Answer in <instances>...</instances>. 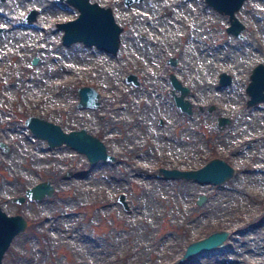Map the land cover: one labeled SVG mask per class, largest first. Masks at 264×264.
Wrapping results in <instances>:
<instances>
[{
  "label": "rangeland",
  "instance_id": "rangeland-1",
  "mask_svg": "<svg viewBox=\"0 0 264 264\" xmlns=\"http://www.w3.org/2000/svg\"><path fill=\"white\" fill-rule=\"evenodd\" d=\"M91 1L110 6L122 26L115 53L61 42L63 30L50 24L75 17L72 5L0 1V206L27 221L1 264H264V101L245 104L251 68L264 63V0L235 11L240 37L204 0ZM30 7L37 18L21 22ZM220 71L228 84L218 83ZM170 73L188 87L190 113L174 104ZM85 84L99 93L95 108L76 105ZM28 115L84 127L115 160L89 163L64 143L49 147L25 125ZM219 116L229 121L219 125ZM212 157L234 169L219 184L159 171ZM41 180L51 195L13 201ZM221 229L222 244L180 259L188 242Z\"/></svg>",
  "mask_w": 264,
  "mask_h": 264
},
{
  "label": "water",
  "instance_id": "water-1",
  "mask_svg": "<svg viewBox=\"0 0 264 264\" xmlns=\"http://www.w3.org/2000/svg\"><path fill=\"white\" fill-rule=\"evenodd\" d=\"M72 3L77 9L78 14L67 21L58 24L62 28L61 42L70 44L75 41H82L87 45H95L108 52L115 53L119 47V34L122 30L114 19L113 13L109 6H102L96 2L89 0H66ZM134 1L140 0H123L125 6H129ZM210 6L220 13H224L228 18L226 31L231 32L236 36H241L240 31L244 25L235 15V11L241 6L244 0H204ZM35 9H31L29 14L25 16V21H30L34 18ZM168 12L167 9L161 13ZM1 30V28H0ZM34 57L32 62H36ZM168 62L174 64L175 57H169ZM127 82L137 84V78L134 73H128L125 77ZM171 85L170 93L174 104L186 113L191 112V103L184 97L188 92V87L182 84L173 73L169 74ZM231 81V75L225 71L218 73V83L221 85L228 84ZM178 91V93L175 92ZM77 103L79 107L95 108L99 104V93L92 85H80L77 88ZM245 92L248 97L246 105H254L260 101H264V63L259 61L253 65L248 76V81L245 86ZM218 124L223 125L225 121H229L226 116L218 117ZM159 122H162L159 119ZM25 125L30 129L31 133L37 138L45 139L49 147H55L65 144L74 148L76 151L83 153L89 163L97 160H115V156L106 150L104 142L96 135L88 132L84 127L63 130L58 123L47 120L37 115H28L24 119ZM159 171L164 177H183L191 178L200 182H211L219 184L231 177L234 172L233 167L223 158L212 157L203 165L197 168H167L160 167ZM53 193V185L47 180H41L33 183L24 190V194L13 197V201L22 202L27 199H41L44 196ZM205 199L203 194H199L196 198V203L200 204ZM117 200L122 204L123 208L127 209L128 205L125 196L122 192L117 195ZM27 221L23 215L19 213L8 214L0 206V264L4 251L9 246L12 238L24 229ZM227 237V230H215L204 237L192 240L186 244L185 249L180 257H185L211 247L220 245Z\"/></svg>",
  "mask_w": 264,
  "mask_h": 264
},
{
  "label": "flooded vegetation",
  "instance_id": "flooded-vegetation-1",
  "mask_svg": "<svg viewBox=\"0 0 264 264\" xmlns=\"http://www.w3.org/2000/svg\"><path fill=\"white\" fill-rule=\"evenodd\" d=\"M0 1H4V0H0ZM53 1H62V2H64V3H66V4H69V5H72L73 7H75L72 3H69V2H67L66 0H53ZM89 2H96V3H98L97 1H91V0H89ZM122 2H123V0H122ZM99 5H102V4H100V3H98ZM102 6H104V5H102ZM110 7V6H109ZM76 8V7H75ZM31 9H35V14H34V18L32 19V20H30V21H25L24 19H25V16L27 15V14H29V12L31 11ZM77 9V8H76ZM78 10V9H77ZM37 15H38V9L36 8V7H30V8H27L26 9V11L23 13V15H21L20 17H18V19L21 21V22H26V23H30V22H32V21H34L36 18H37ZM74 17H72V18H68V19H65V20H58V19H54V21L50 24V26H55V27H58V28H61V27H59L58 26V24L59 23H61V22H64V21H67V20H69V19H73ZM55 21H57V23H56V25L54 24V22ZM0 28H1V30L3 29V26L2 25H0ZM62 29V28H61ZM0 30V31H1ZM119 48V47H118ZM118 50V49H117Z\"/></svg>",
  "mask_w": 264,
  "mask_h": 264
}]
</instances>
